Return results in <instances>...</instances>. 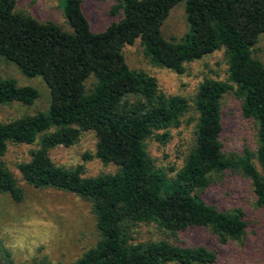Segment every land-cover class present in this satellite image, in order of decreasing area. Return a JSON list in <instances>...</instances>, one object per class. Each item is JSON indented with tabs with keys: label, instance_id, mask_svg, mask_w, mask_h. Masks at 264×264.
<instances>
[{
	"label": "trees",
	"instance_id": "16d2710c",
	"mask_svg": "<svg viewBox=\"0 0 264 264\" xmlns=\"http://www.w3.org/2000/svg\"><path fill=\"white\" fill-rule=\"evenodd\" d=\"M182 3L187 31L180 41L167 40L161 27L171 9ZM15 0H0V58L28 78L39 77L49 91L46 111L0 122V193L15 202L23 198L13 174L1 161L8 144H37L17 170L36 189L53 188L90 203L98 240L68 264H217L207 245L187 246L167 240L135 241L139 224L154 225L177 237L191 228H209L219 243L244 237L247 221L240 208L219 210L203 195L227 173L250 180L255 204L264 212V65L253 48L264 35V0H117L112 21L92 32L83 0H63V30L18 12ZM139 40L144 55L176 74L184 65L224 50L225 80L204 79L193 104L167 95L152 75L127 65L123 48ZM91 80L87 88V82ZM232 93L243 118L257 126L255 151L226 154L221 142V100ZM39 98L31 86L0 79V105H32ZM196 114L194 145L176 174L157 168L146 151L147 139L167 140L159 131L178 127ZM192 118V117H190ZM96 138L93 155L113 174L82 177L83 165L55 164L49 151L70 147L84 132ZM1 264L15 263L7 250ZM33 264H40L34 262Z\"/></svg>",
	"mask_w": 264,
	"mask_h": 264
},
{
	"label": "rangeland",
	"instance_id": "374dc122",
	"mask_svg": "<svg viewBox=\"0 0 264 264\" xmlns=\"http://www.w3.org/2000/svg\"><path fill=\"white\" fill-rule=\"evenodd\" d=\"M15 9L28 14L39 22L52 21L63 30H69L63 15V0H15ZM117 0H83V12L92 32L102 31L112 21L111 6ZM187 31L184 6L173 7L162 24L165 39L180 41ZM124 59L132 70L141 69L152 75L167 95H180L190 104L197 86L204 79L225 80L227 62L224 50L184 65V72L176 74L153 64L143 53L136 40L122 49ZM253 58L264 65V35H260L253 48ZM0 79L13 80L17 86L34 87L39 98L30 106L20 103L0 105V122H9L23 115L46 111L50 96L48 88L39 77L28 78L11 63L0 58ZM91 80L87 82V88ZM221 142L226 154H242L244 150L255 151L257 126L253 120L242 117L240 103L232 93L221 100ZM192 117V118H190ZM196 114L190 110L178 127L158 133H166L167 140L161 143L152 137L145 141L146 151L155 167L162 168L169 177L181 169L194 145ZM96 138L93 132H84L79 141L70 147H55L49 151L51 160L65 168L83 165L82 177L113 174L118 170L114 164L104 165L98 159L85 160L84 154L93 155ZM37 144H8L1 161L13 174L22 190L23 198L15 202L8 194L0 193V264L2 250H7L15 263L68 264L81 256L83 251L95 245L98 233L90 203L77 196L53 188L36 189L28 185L17 170L20 162L29 160V151ZM256 169L264 175L254 158ZM204 200L219 210L240 208L245 214L247 228L242 239L221 244L209 228H191L177 237L166 235L154 225L139 224L133 230L135 241L167 240L187 246L207 245L217 253V264H264V212L255 204L250 180L239 173H227L203 195Z\"/></svg>",
	"mask_w": 264,
	"mask_h": 264
}]
</instances>
